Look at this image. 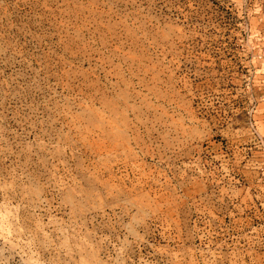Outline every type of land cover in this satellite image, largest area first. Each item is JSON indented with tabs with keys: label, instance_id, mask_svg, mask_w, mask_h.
Listing matches in <instances>:
<instances>
[{
	"label": "rangeland",
	"instance_id": "rangeland-1",
	"mask_svg": "<svg viewBox=\"0 0 264 264\" xmlns=\"http://www.w3.org/2000/svg\"><path fill=\"white\" fill-rule=\"evenodd\" d=\"M0 264H264V0H0Z\"/></svg>",
	"mask_w": 264,
	"mask_h": 264
}]
</instances>
